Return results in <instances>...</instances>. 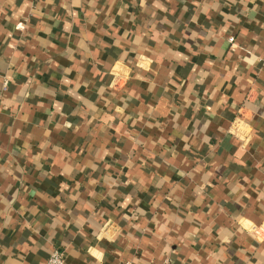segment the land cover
I'll use <instances>...</instances> for the list:
<instances>
[{"label":"crops","instance_id":"crops-1","mask_svg":"<svg viewBox=\"0 0 264 264\" xmlns=\"http://www.w3.org/2000/svg\"><path fill=\"white\" fill-rule=\"evenodd\" d=\"M55 248L264 264V0H0V264Z\"/></svg>","mask_w":264,"mask_h":264},{"label":"built area","instance_id":"built-area-1","mask_svg":"<svg viewBox=\"0 0 264 264\" xmlns=\"http://www.w3.org/2000/svg\"><path fill=\"white\" fill-rule=\"evenodd\" d=\"M228 41L233 43V38L229 37ZM3 87H6V82L3 83ZM43 264H66L65 254L63 250L55 248L51 251L47 259ZM124 264H130L129 262H125ZM158 264H173L171 259L168 256H165Z\"/></svg>","mask_w":264,"mask_h":264}]
</instances>
